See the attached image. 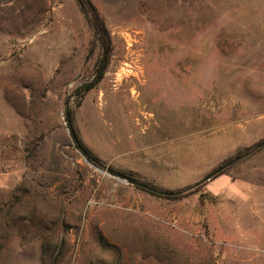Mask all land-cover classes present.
Masks as SVG:
<instances>
[{
    "label": "rangeland",
    "instance_id": "rangeland-1",
    "mask_svg": "<svg viewBox=\"0 0 264 264\" xmlns=\"http://www.w3.org/2000/svg\"><path fill=\"white\" fill-rule=\"evenodd\" d=\"M89 2L108 55L76 0H0V264H264V146L167 197L64 119L98 164L199 180L264 139V0Z\"/></svg>",
    "mask_w": 264,
    "mask_h": 264
},
{
    "label": "water",
    "instance_id": "water-1",
    "mask_svg": "<svg viewBox=\"0 0 264 264\" xmlns=\"http://www.w3.org/2000/svg\"><path fill=\"white\" fill-rule=\"evenodd\" d=\"M101 67L99 68L98 72L100 71ZM64 119H65V124L68 128L69 134L71 136V139L73 140V142L75 143V147L80 151V153L82 154L83 158L86 160V162H88L89 164H91L95 169H97L100 172H103L105 174H107L108 176L124 182L126 184H130L133 186H136L138 188L144 189L146 191L152 192L154 194L157 195H162V196H167V197H172V196H177L186 192H189L191 190L196 189L197 187L202 186L204 183H206L207 181L215 178L216 176L222 174L226 169L230 168L233 164L237 163L238 161H240L241 159L251 155L252 153H254L256 150L262 148L264 146V139L260 140L259 142H257L252 148H250L249 150L238 154L230 159H228L227 161L223 162L222 164L218 165L217 167H215L213 170H211L210 172H208L206 175H204L202 178H200L199 180L193 182L192 184H189L188 186L179 189V190H161L158 188H155L151 185H148L144 182H141L139 180H136L134 178H132L131 176L122 174L118 171H115L111 168H109L108 166L102 165V164H98V163H94L92 161H90L84 150L79 146L78 141H77V137L73 131V127L71 125V121H70V107L68 105L65 106V114H64ZM203 199H210V197L206 194H203L200 196V200Z\"/></svg>",
    "mask_w": 264,
    "mask_h": 264
},
{
    "label": "trees",
    "instance_id": "trees-1",
    "mask_svg": "<svg viewBox=\"0 0 264 264\" xmlns=\"http://www.w3.org/2000/svg\"><path fill=\"white\" fill-rule=\"evenodd\" d=\"M76 1L78 3L80 11L82 12L85 20L87 21V23L91 27V29H92V31L94 33V36L97 37L99 40H101L102 47H105V51H106V53L108 55L109 52H110V39H109L107 30H106V26L104 24V21H103L102 17L97 12L96 8L89 2V0H76ZM101 75H102V71L98 74V79H100ZM91 86H92L91 84L86 85L85 89H87V88H89ZM70 121H71V113H70ZM77 141H78L79 146L84 150V152H85L86 156L88 157V159L90 161L94 162V163H98L99 162V158L97 156H95L83 144V142L78 137H77ZM115 171H118V172H120L122 174H125V175H128V176H131L132 178L138 180L136 177L132 176L130 173H126L124 171H119V170H115ZM200 187H197L196 189L191 190L189 192H193V191L199 189Z\"/></svg>",
    "mask_w": 264,
    "mask_h": 264
},
{
    "label": "bare ground",
    "instance_id": "bare-ground-1",
    "mask_svg": "<svg viewBox=\"0 0 264 264\" xmlns=\"http://www.w3.org/2000/svg\"><path fill=\"white\" fill-rule=\"evenodd\" d=\"M103 173V172H102ZM104 174V173H103Z\"/></svg>",
    "mask_w": 264,
    "mask_h": 264
}]
</instances>
